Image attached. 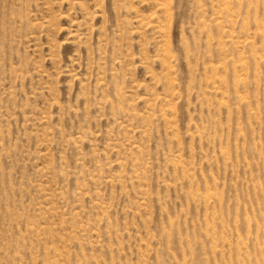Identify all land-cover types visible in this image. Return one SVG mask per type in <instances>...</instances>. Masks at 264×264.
I'll return each mask as SVG.
<instances>
[{
  "label": "rangeland",
  "instance_id": "374dc122",
  "mask_svg": "<svg viewBox=\"0 0 264 264\" xmlns=\"http://www.w3.org/2000/svg\"><path fill=\"white\" fill-rule=\"evenodd\" d=\"M0 264H264V0H0Z\"/></svg>",
  "mask_w": 264,
  "mask_h": 264
}]
</instances>
